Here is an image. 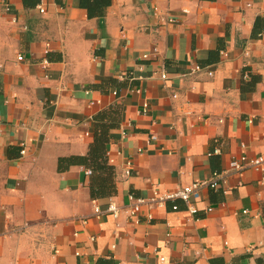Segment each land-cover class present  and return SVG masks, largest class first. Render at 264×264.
Returning a JSON list of instances; mask_svg holds the SVG:
<instances>
[{
	"label": "crops",
	"instance_id": "0c3cea01",
	"mask_svg": "<svg viewBox=\"0 0 264 264\" xmlns=\"http://www.w3.org/2000/svg\"><path fill=\"white\" fill-rule=\"evenodd\" d=\"M262 152L264 0H0V264H264Z\"/></svg>",
	"mask_w": 264,
	"mask_h": 264
},
{
	"label": "built area",
	"instance_id": "2783aa9c",
	"mask_svg": "<svg viewBox=\"0 0 264 264\" xmlns=\"http://www.w3.org/2000/svg\"><path fill=\"white\" fill-rule=\"evenodd\" d=\"M40 9L41 11H44L43 7H40ZM168 21H171V19H168ZM147 56H148L147 54L144 55V57H147ZM19 59L21 60L23 59V57L19 56ZM195 69L200 70L201 67L197 65ZM161 76L162 78L166 79L167 73L163 71ZM147 110H148V103H144L143 111L146 112ZM219 151L220 150L217 148L215 150V153H219ZM22 152L25 153V149ZM133 165L134 164L131 160L127 161V165L125 167L126 176H129L132 174ZM246 167L248 168L251 167L255 170H264V152L251 156V157H249L246 154H243L240 157H236L232 159L230 163V168L234 171H242ZM227 174H228V170H223L219 172L216 171L213 174V178L210 180H197L189 184L179 185L176 189L172 191H168L163 194H159L158 192H156L154 197L151 198L149 201H157L159 203H163L164 201H167V200L180 199L189 204L190 212L195 213L198 210L195 204L196 202L200 200L202 190L207 187L211 189H216L220 186L221 183L225 184L227 181ZM130 199L134 201V204L132 206V214H136L137 212H139L142 204L146 202V199L135 198V196L133 195L130 196ZM172 208L174 210H177L178 206L173 205ZM94 211L97 217H101L103 215V211L99 206H96ZM119 211L120 210L118 206L114 202H111L106 209V213L114 216L115 218L118 217ZM84 222H86V220H84ZM161 260L164 261L165 258L161 257Z\"/></svg>",
	"mask_w": 264,
	"mask_h": 264
},
{
	"label": "trees",
	"instance_id": "16d2710c",
	"mask_svg": "<svg viewBox=\"0 0 264 264\" xmlns=\"http://www.w3.org/2000/svg\"><path fill=\"white\" fill-rule=\"evenodd\" d=\"M26 6L33 7L39 2L40 0H23Z\"/></svg>",
	"mask_w": 264,
	"mask_h": 264
}]
</instances>
